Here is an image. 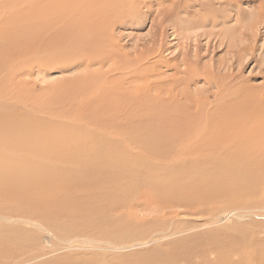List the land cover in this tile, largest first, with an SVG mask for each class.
I'll list each match as a JSON object with an SVG mask.
<instances>
[{"label":"bare ground","instance_id":"6f19581e","mask_svg":"<svg viewBox=\"0 0 264 264\" xmlns=\"http://www.w3.org/2000/svg\"><path fill=\"white\" fill-rule=\"evenodd\" d=\"M159 1L164 2L165 0ZM232 1L203 0V3L202 1L201 4L197 3L201 7L202 14L197 15L194 19L187 18L185 21L178 14L182 10L187 13L185 8L187 4L189 5V0L187 2L177 0L174 3L175 10H170L171 15L166 13L164 17L172 18V15H175L176 18L172 21L177 27L189 28L200 25L215 28L219 25L225 26L230 21L229 17L235 16L236 19H240L242 15L244 16L241 9L234 14L230 12L229 9L234 6ZM259 3L256 21L259 18H264V0H260ZM153 5L154 0H2L0 1V72L10 71L4 77L3 81H5L32 65H37V67L48 71L55 68L66 70L74 66H83L85 72L78 76V79L64 80L61 85H58L59 87L55 88L59 89L56 99L63 101V99L72 98L77 92L88 88L90 92L81 93L86 94V98L81 99V103L75 105L77 117L86 120L89 118L90 122L101 129L99 133L92 129L88 130V122L84 121L86 129L84 133L88 136V131H90L92 140L87 137L88 140H85L81 147L64 148L67 154L70 155L71 151L81 148L84 152L97 154L92 159L93 162L96 158H120L122 156L119 153L126 152V148L120 144V140L135 142L140 138L148 139L150 142L147 145L150 149L148 155L169 159V161L153 162L154 157L152 156L149 158V162L138 160L136 161L138 166L132 167V171L125 176L120 172L122 164L117 169L119 163L117 159L112 167L105 166L103 169L101 166L89 165L88 176L94 181L112 182L114 187L122 181L120 179L112 181L111 177L127 179V186L123 185L122 187L132 191L137 188L135 186H138V183H141L144 173L141 171L135 181L131 176L142 168L150 167L147 165L153 167L158 165L153 168L150 175L144 174L146 183L158 184L156 190L159 193L153 196L193 208L195 206L204 216V222L200 224L201 227H204L217 223L221 216L217 215V206L212 205L206 208L207 205L214 202L219 203L220 198L227 200L226 204L230 201L241 202L247 200L248 195L258 196L261 191L264 192V98H262L264 87H250L245 80L238 79L242 76H239L240 74L216 77L207 70L201 73L203 69L198 70L197 68L198 59L191 64H187V61L182 60V57L179 62H168L163 58L164 45H155L138 54L135 59H129L128 54L122 53L120 44H118L119 40L113 36V28L123 18L129 19L132 14H140L142 9L146 8L145 12H150ZM65 7L70 10H66ZM165 11L168 12L167 9ZM222 30L220 32L211 31L210 34L217 36L220 33L218 35L222 36L220 39L223 40L226 36L230 37L233 31L230 28ZM244 47L242 48L243 53H249L250 48ZM253 47H251L252 50ZM241 55L244 59L246 54ZM259 55L256 54L258 57ZM111 60L113 64L103 70ZM252 60L258 61L259 59L253 58ZM262 63L259 65H263ZM182 64L187 65L185 70L180 69ZM90 67L95 68L89 70ZM163 67L166 69L165 71L173 70V75H165L166 72L161 70ZM180 72H183L182 76H178ZM203 77H206V83L215 88L216 91L212 92V95L219 96L216 103L211 101L209 96L199 97L200 95L197 96L198 94L190 91V86L199 82ZM101 82L102 85L99 87ZM131 86L133 89H128ZM2 89L3 87H0V173L4 176H0V192L7 194L11 201L25 203L28 206L26 210L30 211V215L25 216L22 212L11 211L10 213L13 212V214L7 216L6 214L9 213H4L5 216H0V220L10 221L11 225L14 219H20V221L22 219L23 223H30L37 230V232H29L15 226L18 223L10 226L0 222V263L9 264L10 261L26 255L39 245L42 246L39 242L43 235L41 232L47 235L60 234L64 241H70L65 237L84 235L87 233L84 230L87 227L81 228L78 221L82 220V217L66 218L64 210L67 209L68 213H71L73 208L70 205L63 209L62 202L64 201H59L60 198H63L62 192L69 189L74 181H78L73 178V169L65 172V170L42 168L35 172L30 171L26 165L22 164L21 160L17 159L18 155L24 153L54 151L50 140L35 142L39 141L38 136L48 134L49 129L46 127L51 123L45 119L18 120L15 116L17 107L14 108L12 104L7 103L12 100L15 93L5 95ZM87 104L88 112L86 111ZM7 108L12 112H9ZM21 115L24 119L29 118L27 112H21ZM31 117L37 118L34 115ZM104 120L120 125H133L138 136H119L107 139L102 134ZM88 141L92 145H88ZM114 152H118L119 156H113ZM99 162L96 161V164ZM113 168L117 170L113 171ZM83 179L88 180V177L84 175ZM115 181L117 183H113ZM130 182L135 186H131ZM134 193L133 191L135 196ZM128 194H125L126 199ZM141 195L143 196V194ZM132 196H130L129 205L133 199L135 200ZM146 198L148 199V196ZM149 201L145 202H153ZM110 202H115L114 198ZM249 203V205H244L245 208L242 210H264V202L260 203L259 198H255V200L251 198ZM147 206L150 205L147 204ZM75 210L77 211L76 208ZM238 211L222 209L227 220H231L233 217L239 218ZM250 213L259 215L255 211H250ZM206 216L212 217L213 220L205 219ZM242 216L246 217L247 214H242L240 217ZM97 218L99 217L95 219L93 217L95 223ZM43 219L45 222L42 221ZM159 219L161 220L160 217ZM103 220L104 218L99 219V221ZM211 221L213 222L211 223ZM126 222L130 224L127 228L119 230L117 225L115 228H111L114 230L112 233L103 227V230L98 229L102 235L111 234V237L115 238L135 237V235L145 232L141 228L144 226L137 223L135 225L134 221L131 223L130 220ZM256 223L264 225L263 222L260 223L257 220ZM156 227L159 226H153L155 229ZM238 229L240 227H237L235 231ZM237 234L244 236L243 232ZM244 240V237L240 241L234 240L236 243L234 245L238 244L241 251L250 247L251 244H243ZM147 242L137 241L112 246L115 249L130 248ZM202 243L199 245L202 246ZM233 247L231 246L228 254L226 252L222 254L205 251L208 248L210 250L209 246L201 248L186 246V251L179 258L176 257L180 250L167 257L154 261L149 260L147 263L246 264L247 256L245 257L244 254L248 255V252L254 248L250 247L248 249L250 251H243L240 253L243 254L242 258L240 256L235 259L233 258L235 255L230 253L233 250L236 251ZM238 252H235V257L238 256ZM196 253L198 255L192 258ZM223 255L226 257H222ZM259 261L260 264H264L263 260ZM137 263L140 264L139 262L133 264ZM81 264H88V262L85 261Z\"/></svg>","mask_w":264,"mask_h":264},{"label":"rangeland","instance_id":"374dc122","mask_svg":"<svg viewBox=\"0 0 264 264\" xmlns=\"http://www.w3.org/2000/svg\"><path fill=\"white\" fill-rule=\"evenodd\" d=\"M176 1L177 0H165L164 2H158V0H154V5L151 7L150 12H145V8L141 10L140 14H132L129 19L123 18V20L117 24L112 31L113 36L119 40L118 44H120L119 47L122 50V53L128 54L129 59H135L138 54L146 49L152 48L155 45H164L165 50L163 52V58L168 62H179L182 57V60L185 59L187 64H191L198 59L197 68L198 70L203 69L201 73H204L205 70H207L216 77H223L225 75L229 76L232 74L235 76L240 74L239 76H242L238 79L245 80L250 87H264V18H259V20L256 21L260 0H233L231 3L234 6L232 5L233 7L229 9L230 12H233L234 14L241 9L244 12V16L242 15L240 19H236L235 16L232 17L233 19L229 17L230 21L226 23L227 25H219L215 28L200 25L187 28L185 26L177 27L174 25L172 19L176 18L175 15H172V18L170 16L165 18L164 15L166 13L171 15L170 10H175L174 3H176ZM184 1L187 2L188 0ZM201 1L203 3V0H189V5L187 4L185 8L187 13L182 10L178 16L182 17L185 21L187 18L194 19L197 15L200 16L202 11L200 9L201 7L197 3L201 4ZM67 7H65L66 10H70ZM165 9H167L168 12H166ZM76 10L79 11L80 9ZM223 28L233 29L230 37L226 36L223 40H221L220 38H222V36L220 37V35H218L220 33H218L217 36L210 34L211 31L220 32ZM247 45L251 47L255 46L252 50L251 47H248ZM244 46H246V48H250V50H248L249 53H243L242 48ZM241 54H246L244 59H242L243 57H241ZM256 54H260L259 57L256 56ZM252 57L258 58L259 60L262 59L263 61L252 60ZM257 62L259 63L257 64ZM260 62H263V65H259L261 64ZM111 64H113L112 60L109 61L108 65H106L103 70L108 69ZM186 67L187 65L182 64L180 69L185 70ZM93 68L95 67H90L89 70ZM84 70L83 66H74L67 68L66 70L55 68L48 71L37 67V65H32L22 70L16 76L5 81H3V79L10 71L4 70L0 72V87H3L2 92L5 95L15 93L12 100L7 103L12 104L14 108L15 106L17 107V109L15 108V116L17 119H45V121L51 123L46 127L49 129L48 134L46 136H38L39 141L35 142L40 143L43 140H46L45 142L50 140L54 151L50 152L49 150H46L42 153H24L18 155L19 158L17 159L21 160L22 164L24 166L26 165L30 171L35 172L41 170L42 168H45L46 170H65V172L73 169V178L78 181H74V184L71 185L72 188H70V186L69 189H65L63 191L67 193L62 192L61 196L63 198H60L59 201H64L62 202L64 204L63 209L69 207L70 205L73 208L71 213H68L67 209L64 210L66 218L72 219L76 217L77 219V217H82V220L78 221L81 228H88L84 229L85 232H87L85 234L83 233L84 235L65 237L70 241H64L60 234L47 235L46 233L41 232V235H43L41 236L39 242L42 246L39 245V247L29 253H26V255L24 254L13 261H10L9 264H81L85 261L88 262V264H133L136 262H139L140 264H149L147 263L149 260L154 261L162 257H167L173 252L180 250L176 257L179 258V256L186 251V246H194L198 248H201L202 246H209L210 250L208 248V250L205 251L218 252L222 254H225L224 252L228 254L231 250V246H234L233 248H235L236 251L233 250V252L230 253H233V255L236 256L235 252L239 251V254H237L238 256L233 257L235 259H238L240 256V258H242L243 254L241 255L240 253H243V251L253 247V250H248L250 251L248 252V255H246V253L244 254L245 257L247 256L246 264H260L259 260L264 261V225L256 223V220L257 222L264 223V210H242V208H245L243 207L244 205L250 204L249 202H251V198L254 200L255 198H259L260 203H263V191H261L258 196L248 195L247 200H242L241 202L230 201L229 203L233 204H226L227 200L220 198L219 203L214 202L207 205L206 208H209L212 205L217 206V215H221L218 218L220 220L217 223L201 227L200 224L204 222V216H202V213H200L195 206L193 208L191 206L178 204L172 202L171 200L160 199L157 198V196H153L154 194L158 195L157 193H159V191L156 190L158 188L156 185L158 184L153 183V185L151 184L152 182L146 183L144 174L146 173L150 175L153 172V168H156L158 165L154 167L147 165L150 167L142 168L136 171L131 176L134 181L138 179V175L141 171L144 174L142 175L141 183H138L139 187L132 185L130 182L131 186L137 187L132 191L122 187L123 185L127 186V179L122 180V178H117L116 176L111 177L112 181L117 179L122 181L114 187L112 182L104 180L94 181L90 176H88L89 165L101 166L103 169L105 166L112 167L114 161L117 159L119 161L117 169H119L120 164H122L123 166L120 172L125 176L132 171V167L135 168L138 166L136 163L138 160H146V162H149V158L152 156L154 157L152 160L153 162L164 163L165 161H169V159L148 155L150 150L149 146H147L150 144L148 139L140 138L135 142H125L124 140H120V144L126 148L125 153H119L120 156H122L120 158H96L93 162L92 159L97 156V154L84 152L81 148L71 151L72 153L70 155L67 154V151L64 148L76 146L81 147L85 140H88V138L92 140V136L89 134L90 131H88V136L84 133V130H86L84 127V121L88 122V130L92 129L94 132L99 133L101 129V127L95 126L92 122H90L89 118L86 120L77 117L78 113L75 109V105L80 104V100L86 98L87 95L81 93L90 92L88 88L77 92L72 96V98L69 97L67 99H63L64 102L56 99L58 97L57 92H59V89L55 88L59 87L58 85H61L64 80H75L78 76L85 72ZM161 70L165 71L166 69L163 67ZM165 72V75H173V70ZM182 75L183 72L178 74V76ZM101 85L102 82L99 87H101ZM132 86L128 89H133ZM190 91L198 94L197 96L200 95L199 97L209 96V99H211L214 103H216L219 99V96L214 97L212 95V92H215L216 90L215 88H212L211 85L206 83V77L201 78L199 82L191 85ZM48 93L49 95H47ZM262 98H264V94L262 95ZM7 110L12 112L9 108H7ZM86 111L88 112V104L86 105ZM21 112H27L29 114V118L24 119ZM33 115L37 118H32L31 116ZM103 126L102 134L107 139L119 136H138L133 125H120L116 123H109L104 120ZM88 145H92V143L88 141ZM113 156H119L118 152H114ZM96 161H100L99 164H96ZM117 169L113 168V171ZM79 172L83 173L79 175ZM84 175L88 177V180L83 179ZM0 176H4V174L0 173ZM113 183L117 182L115 181ZM1 190L4 191V189ZM133 191L135 192L134 194H136L135 196L133 195ZM125 194H128L127 199ZM141 194H143V196ZM146 195L148 196V199L146 198ZM130 196H132V198L134 197L135 200L136 196L138 197L136 201L133 199L129 205ZM140 196L145 199H142ZM112 198H114L115 202H110ZM148 200H150L149 202H153L146 203L145 201ZM147 204L150 206H147ZM6 205L9 207L7 206V208ZM27 207L28 206H26L25 203H21V201L18 203L9 200L7 194L0 192V212L3 211L0 216H5L4 213H9L6 214L7 216L13 214V212L10 213L11 211L22 212L25 216L30 215V211L26 210ZM222 209L234 211H238L240 209V211H238L239 218L233 217L231 220H227L226 215L222 212ZM157 210L159 214L157 213ZM250 211H255V213L259 215H251ZM245 213L247 214L246 217H240ZM93 217L94 219L99 217L96 219V223ZM103 218V221H99V219ZM205 219L213 220L212 217L207 216ZM128 220H130L131 223L134 221L133 224L135 223V225L137 223L140 226H144V228H141L144 229L145 232L141 235H135V237L129 236L124 238H115L111 237V234L102 235V232L99 230L103 227L104 229L106 228L109 233H112L114 230H111V228H115L117 225L119 230L124 227L127 228L130 225L126 222ZM19 221L20 219H14V222L12 221V224L10 225V221L6 222L5 220H0L1 224H8L12 226L18 223V225L15 226H19L29 232H37L34 225L30 223H23L22 219V222ZM42 221L45 222V219ZM212 222L213 221H211V223ZM154 225L159 227H156L155 229L153 228ZM237 227H240V229L235 231ZM160 228H162V230H160ZM238 232H243L244 234V236L241 234L242 237L245 238L243 244L251 243L250 247L244 248L242 251L239 250L241 248L238 244L234 245L236 244L234 241L235 239L240 241L242 238L240 234H237ZM137 241L148 242L141 245H135L130 248L115 249L112 246L124 245ZM201 242H203L202 246L199 245ZM196 255L198 254L196 253L193 255L192 258ZM222 257L226 256L223 255ZM70 260L72 261L70 262ZM3 264L7 263L5 262Z\"/></svg>","mask_w":264,"mask_h":264}]
</instances>
